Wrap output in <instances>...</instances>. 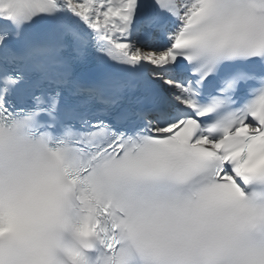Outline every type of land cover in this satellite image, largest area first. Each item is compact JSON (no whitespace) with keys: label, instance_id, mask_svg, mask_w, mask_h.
I'll return each mask as SVG.
<instances>
[{"label":"snow or ice","instance_id":"6c2138e0","mask_svg":"<svg viewBox=\"0 0 264 264\" xmlns=\"http://www.w3.org/2000/svg\"><path fill=\"white\" fill-rule=\"evenodd\" d=\"M0 264H264V0H0Z\"/></svg>","mask_w":264,"mask_h":264}]
</instances>
